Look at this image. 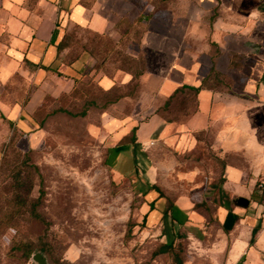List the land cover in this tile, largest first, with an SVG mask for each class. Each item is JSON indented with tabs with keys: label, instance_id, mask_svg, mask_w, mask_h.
I'll use <instances>...</instances> for the list:
<instances>
[{
	"label": "rangeland",
	"instance_id": "1",
	"mask_svg": "<svg viewBox=\"0 0 264 264\" xmlns=\"http://www.w3.org/2000/svg\"><path fill=\"white\" fill-rule=\"evenodd\" d=\"M130 1L127 16H149L163 45L143 53L135 39L92 37L98 61L69 89L45 96L31 131L0 108V264H39L36 253L48 264H264V149L246 141L245 154L224 157L223 172L212 135L190 129L191 95L185 110L178 99L166 104L178 84V48H190L181 39L192 0ZM7 90L0 100L24 95ZM153 183L163 196L143 224L158 196ZM257 225L242 245L246 226ZM165 243L172 250L156 254Z\"/></svg>",
	"mask_w": 264,
	"mask_h": 264
},
{
	"label": "crops",
	"instance_id": "2",
	"mask_svg": "<svg viewBox=\"0 0 264 264\" xmlns=\"http://www.w3.org/2000/svg\"><path fill=\"white\" fill-rule=\"evenodd\" d=\"M130 2L0 0V94L9 88L24 93L21 100H0L2 114L31 131L36 127L33 112L45 96L69 89L95 63L86 48L72 59L73 44H87L93 36L118 41L127 28L124 20L142 18L146 30L138 45L143 53L163 45L165 38L150 30L149 16H127ZM191 5L189 31L181 39L182 44L190 41V48H178V84L170 95L184 85L192 88L178 96V105L185 110L191 95L190 129L212 135L222 171H229L224 157L232 149L245 154L248 140L256 153L264 149V0H192ZM164 78L165 91L171 83ZM160 198L158 194L148 202L156 204ZM242 221L246 225L248 218ZM256 227L258 233L259 225L246 226L242 245L252 241Z\"/></svg>",
	"mask_w": 264,
	"mask_h": 264
},
{
	"label": "trees",
	"instance_id": "3",
	"mask_svg": "<svg viewBox=\"0 0 264 264\" xmlns=\"http://www.w3.org/2000/svg\"><path fill=\"white\" fill-rule=\"evenodd\" d=\"M125 22H126V25H127V28H126V30H125V32H124V34L122 35V37L118 40V41H115V40H112L111 38H109V37H100V36H93V38H95V37H99V38H105V39H107V40H110L111 41V43H113L114 45H119V44H124L127 40H131V39H135L136 41H140V38H141V35H142V33L143 32H145V30H146V25L145 24H143L142 22H141V20H135V21H133V22H128L127 20H124ZM92 38V37H91ZM90 38V40H89V42L87 43V44H82V43H75V44H73L74 45V53L72 54V59L74 58V56H76V55H78L79 53H80V51L82 50V49H84V48H86V49H88L90 52H91V54L94 56V58L96 59V61H98V59H97V56H96V53L92 50V39ZM133 58H136V59H144V55L143 54H140L139 56H137V57H133ZM143 72H144V70L143 69H141L140 71H136V72H134V73H132V78H131V81L130 82H134V81H136V83L138 82V80H139V78H140V76L143 74ZM85 74V73H84ZM84 74L83 75H81V76H79V77H76L75 78V83H78L80 80H81V78L84 76ZM129 82V83H130ZM192 89L190 86H188V85H184L183 87H181V88H177L167 99H166V104L167 105H171V104H173L174 102H176L177 101V99H178V96L181 94V93H184V90L185 89ZM112 89V88H111ZM110 89V90H111ZM109 90V91H110ZM195 90H198V89H195ZM122 95H119L118 97H116V98H114V99H112L111 100V102H114V101H116V100H118L120 97H121ZM33 119H34V121L36 122V123H38V121H36V119H35V117H34V115H33ZM151 190H155L158 194H159V196L161 197V196H163V193H162V191L159 189V187L155 184V183H153L152 185H151ZM27 198H25V199H23V201H22V204H26L27 203ZM148 204H149V210L145 213V215H144V221L142 222L143 224H146L147 223V218H148V216H149V212H151L152 210H154L155 209V202L154 201H149L148 202ZM257 230H258V228L256 227L254 230H253V238H252V240L254 239V237H255V234L257 233ZM172 248H173V244L172 243H170V244H163L161 247H160V249L158 250V251H156V254H159V253H162V252H168V251H170V250H172ZM43 255V254H42ZM44 256V255H43ZM45 257V256H44ZM46 258V257H45ZM47 260V259H46ZM48 263V262H47ZM178 264H183V262L182 261H180V260H178Z\"/></svg>",
	"mask_w": 264,
	"mask_h": 264
},
{
	"label": "water",
	"instance_id": "4",
	"mask_svg": "<svg viewBox=\"0 0 264 264\" xmlns=\"http://www.w3.org/2000/svg\"><path fill=\"white\" fill-rule=\"evenodd\" d=\"M237 204L242 207H247L249 204V200L244 197H239L237 199ZM33 259L37 261L39 264H48L46 258L41 253H36L33 256Z\"/></svg>",
	"mask_w": 264,
	"mask_h": 264
}]
</instances>
